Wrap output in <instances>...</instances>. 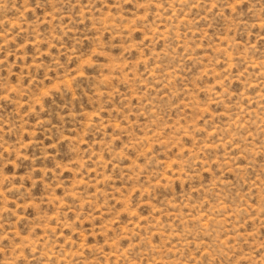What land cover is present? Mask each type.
<instances>
[{"label":"rangeland","instance_id":"1","mask_svg":"<svg viewBox=\"0 0 264 264\" xmlns=\"http://www.w3.org/2000/svg\"><path fill=\"white\" fill-rule=\"evenodd\" d=\"M0 264H264V0H0Z\"/></svg>","mask_w":264,"mask_h":264}]
</instances>
